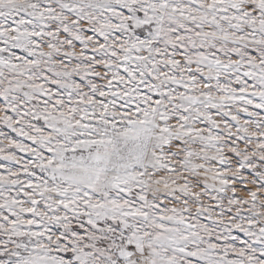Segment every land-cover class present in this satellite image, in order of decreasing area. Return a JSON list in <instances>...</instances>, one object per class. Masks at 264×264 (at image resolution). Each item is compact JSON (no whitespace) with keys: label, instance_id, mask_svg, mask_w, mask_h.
Here are the masks:
<instances>
[{"label":"snow or ice","instance_id":"6c2138e0","mask_svg":"<svg viewBox=\"0 0 264 264\" xmlns=\"http://www.w3.org/2000/svg\"><path fill=\"white\" fill-rule=\"evenodd\" d=\"M0 264H264V0H0Z\"/></svg>","mask_w":264,"mask_h":264}]
</instances>
